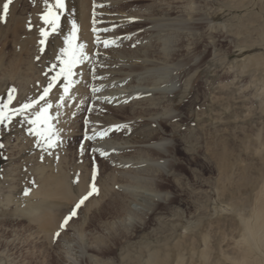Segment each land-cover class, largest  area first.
Wrapping results in <instances>:
<instances>
[{
    "label": "rangeland",
    "instance_id": "obj_1",
    "mask_svg": "<svg viewBox=\"0 0 264 264\" xmlns=\"http://www.w3.org/2000/svg\"><path fill=\"white\" fill-rule=\"evenodd\" d=\"M4 2L0 0V11ZM189 6L209 21L179 33L177 46H183L182 57L189 64L175 74L186 89L183 96L182 89L174 94V145L167 166L148 171L150 185L161 194L157 213L144 208L123 224L108 226L106 221L128 209L125 193L113 180L125 174L113 170L105 175L107 168L84 137L82 119L96 109L87 96L76 101L73 120L67 95L57 108L63 94L58 79L41 102L52 104L53 117L58 114L61 142L56 147L38 146V138L29 133L31 125L19 114L0 124V264H144L151 251L166 257L165 264H233L240 255L245 246L242 220H254L253 208L264 189V0H194ZM44 11V0H12L6 20L0 21V101H7L13 89L10 108L38 99L57 72L44 61L46 45L36 32ZM14 15L19 18L15 35ZM222 26L232 31V41L219 39ZM72 121L77 134L67 136ZM69 160L76 167L66 175H80L81 187L74 193L80 194L78 199L93 183L98 192L64 228L60 225L71 211L54 218L51 232L38 240L30 229L43 221L33 224L23 208L30 201L56 198L48 183L63 176L60 168ZM11 235L14 240L6 241ZM251 249L250 259L264 264V243L256 241Z\"/></svg>",
    "mask_w": 264,
    "mask_h": 264
},
{
    "label": "bare ground",
    "instance_id": "obj_2",
    "mask_svg": "<svg viewBox=\"0 0 264 264\" xmlns=\"http://www.w3.org/2000/svg\"><path fill=\"white\" fill-rule=\"evenodd\" d=\"M190 1L194 0H65L59 30L47 38L42 37L45 40L43 46L46 45L44 61H48L52 67L55 64V70L59 71L60 62L56 60V56L65 47L64 37L72 31L74 22L77 27L74 42L83 44V50L89 57L73 69L75 75L71 79L74 83L67 94L69 118L73 120L70 114L74 111L76 101L87 96L91 106L96 109L86 119H82L85 124L84 137H94L87 141L91 142L92 153L100 157L101 164L107 168L105 175L113 170H123L125 174H122L123 178L113 180H116V187L125 193L123 204L128 209L117 212L112 221H106L108 226L123 224L126 218L130 219L134 212L144 208L148 214L155 215V206L162 200L158 190L155 191L150 185L148 171L155 165L167 166L168 155L174 145L171 125V117L176 111L174 94L182 89L180 96H183L185 88L183 79L175 74L178 70L186 69L189 64L182 57L180 49L183 46H177L179 33L183 29L188 31L197 23L209 21L200 16L197 10L190 9ZM100 5L101 8L96 7ZM18 19L17 15L11 18L14 35ZM38 26L36 32L39 34L42 27L49 28L44 22ZM218 37L232 41L234 34L222 26V33ZM105 40L109 41L108 47L104 46ZM196 62V58L191 61L192 64ZM51 72L53 74L52 68ZM59 81L63 91V77ZM93 88L98 91L94 92ZM53 108L52 106L51 109ZM55 121V126L60 123ZM75 121L70 123L67 136L77 134L74 129L77 125ZM120 127L122 130H117ZM98 132L106 134L101 137L97 135ZM153 151L161 152L162 156H154ZM101 152L106 155H101ZM72 161L69 160L65 167L62 165L60 168L63 176L53 179L50 185L48 183V192L56 194L55 199L39 203L30 201L23 208L33 224L43 221L40 226L30 229L38 240H44L54 218L72 211L80 200V194H74L81 187L80 175L77 171L72 177L66 175L69 169L76 167ZM90 202L92 203V197L82 205L89 206ZM256 202L252 213L254 220L250 221L249 217L241 219L245 246L233 260V264H260L259 261L250 259L249 252L256 241L264 243L261 238L264 232V189L259 191ZM108 226L106 229H109ZM12 237L14 235L6 241L14 240ZM85 246L94 249L92 244L85 243ZM98 247L94 250L99 251ZM5 250L7 251L6 248ZM144 262L167 263L166 257L160 259L154 251L149 252Z\"/></svg>",
    "mask_w": 264,
    "mask_h": 264
},
{
    "label": "snow or ice",
    "instance_id": "obj_3",
    "mask_svg": "<svg viewBox=\"0 0 264 264\" xmlns=\"http://www.w3.org/2000/svg\"><path fill=\"white\" fill-rule=\"evenodd\" d=\"M12 3V0H5L2 5V11H0V21H5L6 16L9 11V6ZM45 11L41 13L40 18L44 21L46 25L49 26L48 29L41 28L40 35L41 37L47 38L48 35L52 33H56L59 30V21L60 16L63 14V10L65 8V0H54V2L50 3L49 0H44ZM31 28V24L28 25ZM76 31L77 27L75 23L72 24V31L64 37L65 47L59 50L60 54L56 56V60L59 61V71L56 72L54 76L51 77V80L47 87L43 89V94L38 97V99H32L27 103H22L19 107L10 108L9 104L11 103L13 97L12 92L13 89H9V95L7 101H0V124H3L5 121H11L12 117L19 114L23 116L26 122L31 125L29 128V133L35 135L38 140V146H41L47 150L48 148H54L58 143L61 142L60 129L55 126L54 121L58 119L57 117H53L50 113V109L52 108L51 103H43L45 101V97L48 95L50 89L53 87L56 80L63 77L65 83L63 84V94L60 95L59 100L57 101V108L62 105L64 101V96L68 94L70 87L74 83L71 79L75 73L73 69L78 65L82 64L85 60H88V55L84 52V45L77 44L74 41L76 40ZM95 31V29H94ZM105 31H107L105 29ZM45 43L44 39L40 40V44L43 45ZM109 41H104V46L108 47ZM43 51V48H41ZM56 68V65H53V69ZM93 91H98V89L93 88ZM38 107V111L34 110L33 106ZM28 110H33L31 115H28ZM119 127V126H117ZM105 132H98L97 135L103 137ZM94 137H87V139H93ZM2 147V145H0ZM101 155H106V153L101 152ZM96 177V168L93 166L92 170V179L95 180ZM98 192L95 184L90 185V191H88L84 196L80 198L76 206L72 209L71 213L64 218V221L61 223L60 227L64 228L67 224L68 220L71 219L72 216L76 215V209L83 204L89 196L93 193ZM24 194H28V190H24ZM55 236H59V232L54 234Z\"/></svg>",
    "mask_w": 264,
    "mask_h": 264
}]
</instances>
